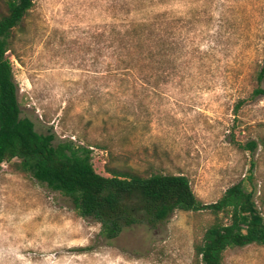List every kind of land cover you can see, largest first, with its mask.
Segmentation results:
<instances>
[{
  "label": "rangeland",
  "instance_id": "obj_1",
  "mask_svg": "<svg viewBox=\"0 0 264 264\" xmlns=\"http://www.w3.org/2000/svg\"><path fill=\"white\" fill-rule=\"evenodd\" d=\"M32 1L8 58L21 115L38 132L89 147L103 177L107 168L185 176L204 204L239 182L251 189L252 170L264 217V95L252 96L264 0H164L155 8L166 15L162 65L119 61L116 32L140 18L133 0ZM16 164L0 167V264H198L194 246L210 213L177 211L106 241L99 224ZM223 262L264 264V247L228 249Z\"/></svg>",
  "mask_w": 264,
  "mask_h": 264
},
{
  "label": "trees",
  "instance_id": "obj_2",
  "mask_svg": "<svg viewBox=\"0 0 264 264\" xmlns=\"http://www.w3.org/2000/svg\"><path fill=\"white\" fill-rule=\"evenodd\" d=\"M163 1L133 0L134 12L140 18L116 32L121 63L127 56H138L143 61L154 57L157 64H163L162 25L166 15L155 10ZM32 6V0H0V167L15 160L18 171L67 198L77 217L99 224V235L106 241L137 225L156 227L177 211H206L214 221L194 246L198 264H224L228 249L264 247V217L255 201L252 170L247 177L251 189L239 182L215 203L204 204L182 175H141L132 168H107L110 176L103 177L94 170L89 147L72 140L58 141L52 130L38 132L29 118L22 117L8 54ZM177 20L174 16L170 21L176 24ZM172 34L170 49L176 56V34ZM263 81L264 58L256 73L253 97L264 95L260 88ZM241 105L238 102L235 109ZM245 147L253 152L257 143L248 142Z\"/></svg>",
  "mask_w": 264,
  "mask_h": 264
}]
</instances>
